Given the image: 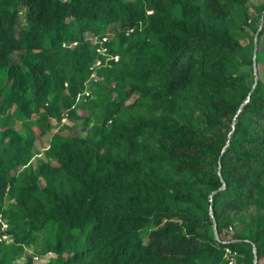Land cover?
Listing matches in <instances>:
<instances>
[{"label": "trees", "instance_id": "trees-1", "mask_svg": "<svg viewBox=\"0 0 264 264\" xmlns=\"http://www.w3.org/2000/svg\"><path fill=\"white\" fill-rule=\"evenodd\" d=\"M220 1L205 0L200 10L195 0H0V118H7L0 127V213L15 224L13 243H38L35 234L44 231L45 253L93 264H166L159 256L166 251L185 252L189 263L208 252L195 208L168 205L135 179L141 163L126 150L151 124L160 134L146 155L153 166L212 170L209 178L196 172L199 183L178 190L182 204L205 200L213 207L207 221L217 225L222 250L205 263L228 264L223 258L230 249L254 264L255 247L264 264V224L244 237L226 234L235 220L225 208L264 205V82L250 95L237 76L243 52L237 33L254 22L247 10L252 0H226L223 9ZM258 31L260 38L264 26ZM109 57L119 60L105 65ZM97 61L105 66L96 69V88L77 102ZM132 96L137 103L125 111ZM90 103L99 123L88 128L86 117L70 138L53 141L48 152L59 167L51 170L33 153L37 141ZM198 105L207 107V129L183 121L187 108ZM86 129L93 140L79 139ZM129 186L131 192L105 206ZM7 198L21 199L16 211L4 210ZM174 219L186 221L185 230ZM152 225L156 231L145 234Z\"/></svg>", "mask_w": 264, "mask_h": 264}, {"label": "rangeland", "instance_id": "rangeland-1", "mask_svg": "<svg viewBox=\"0 0 264 264\" xmlns=\"http://www.w3.org/2000/svg\"><path fill=\"white\" fill-rule=\"evenodd\" d=\"M130 1V0H127ZM226 0L220 1V8L223 9V4ZM196 6L198 5L200 10L203 8L205 0H195ZM248 16L251 19H254V22L251 24L250 27H246L244 32L238 31L237 39L240 43V46L243 49V52L238 55L236 63L239 68L238 77L242 76L244 78V82H242L243 91H248L250 95L254 92V89L259 80L264 82V34L262 37H258L257 33H255V29H261L264 26V20L262 19V10L264 8V0H252L248 5ZM21 25H23L24 18L20 20ZM257 37V41H256ZM15 60V58L13 59ZM253 60V66H245V61ZM254 60L256 61V71L254 67ZM257 72V75H256ZM94 83H89L90 90H94L96 88ZM249 101V96L243 99L242 107L246 105ZM81 102V101H80ZM137 103V96H132L124 106V110L128 111L131 105ZM80 105V104H79ZM241 107V108H242ZM187 114L183 121H190L195 125L200 126L203 129H207L209 124L207 122V118L205 112L207 111V107L203 105H198L195 107L187 108ZM13 109H9L7 111V115H12ZM161 115V111L153 112L150 114V123H152L156 118ZM91 117V122L88 124V128H92L99 123L98 115L94 112L91 103L85 106H80L76 109L75 115H70L69 118H65L62 120L61 124L53 131L49 132L46 137L43 139H39L37 141V145L33 150L35 157L45 161L51 170L55 171L58 169V157L48 152L50 149V144L57 140L63 141L66 140L70 135V130L80 127L82 124L85 123L84 118ZM7 118L2 117L0 118V127H4L6 125ZM225 125V121L222 120L221 122ZM238 123V119L233 120L232 131L235 129V124ZM9 125L13 127L16 131L20 130V124L10 119ZM223 133H227V129H223ZM211 133V132H210ZM159 133L156 132L153 126L147 125L137 143L131 146L129 149L126 150L128 155H132L141 163L140 169L138 170V174L136 175L137 180L147 183L151 186L154 191L159 193L162 199L168 205H175L176 208L178 207H192L195 208V215L201 221V224L197 228L198 234L201 235L205 243L209 245L207 247H212L208 250V252H204L202 254L196 255V257H190L189 263H186L183 259L185 257V252L176 253V252H164L160 257L166 258L169 260L166 264H206L205 257L212 256L216 257L219 256L221 247H219L215 240L220 242V239L216 237L218 234L217 225L213 222L210 224L207 221V217L213 219L214 216L212 215V211L214 213L213 207L207 206L206 201H196L193 200L189 205L182 204L180 200L178 190H185V183L187 184L188 188L193 187V185L199 183L198 176H196V172L204 173L207 178L210 177L212 174V170L210 169H202L199 171H180L174 168H162V167H155L152 163H150L146 159V155L148 149L151 145H156L160 143ZM79 139L81 140H93V136L89 130H81ZM228 138L230 135L227 136ZM210 138V136H209ZM115 165L111 163L110 166ZM218 172H221V167H217ZM127 185V184H126ZM132 187L129 186L121 190L120 192L113 194L109 199L106 200L105 206L112 207L115 203V196L124 197L129 192H131ZM224 190V188H222ZM204 188V192H205ZM213 195V194H212ZM210 195L209 198L212 196ZM21 199L15 198H7L4 202V210L5 211H16L17 206L20 203ZM261 203L252 204L249 206H245L242 210H232L230 208H225V214L233 218L235 222L233 223L232 227L226 231L227 237H244L246 235L247 230L250 227H257L259 224H264V205ZM222 207V204H221ZM9 214L3 215L4 219L8 217ZM8 219V218H7ZM9 222V221H8ZM173 222L179 223L181 227L184 228L186 221L180 219H174ZM15 228V224L9 222V234ZM156 226H150L146 231L145 234H152L156 231ZM11 238L14 240V235L11 233ZM38 238V243L33 244H24L18 245L16 243L10 242H0L3 244L0 247V259H5V264H93L90 259H85L83 262H74L69 259L66 254H57L54 252L45 253L39 244L43 238L45 237V232L41 231L35 234ZM223 244H226L223 242ZM167 256V257H164ZM215 261V260H214ZM228 264H248L244 262L242 259L238 258L237 253L233 252L230 249L225 250V255L223 258V263ZM254 264H258V259L254 257Z\"/></svg>", "mask_w": 264, "mask_h": 264}, {"label": "built area", "instance_id": "built-area-1", "mask_svg": "<svg viewBox=\"0 0 264 264\" xmlns=\"http://www.w3.org/2000/svg\"><path fill=\"white\" fill-rule=\"evenodd\" d=\"M148 14H152V12H148ZM134 29L130 30V33H133ZM107 42V38H104L101 41V44L106 43ZM100 53H102L103 55L106 54V48H100L99 50ZM114 60V61H118L119 57H109L106 61L107 65L109 63V61ZM104 63L102 61H97L92 67H91V71L93 72L91 75V78L87 84V88L86 91L82 94L78 95L77 98V102H80L83 98H88L91 97L92 95V91L90 90V85L89 83H94L97 82L98 78L96 76V69L102 66H105ZM0 242H13V238H11V235L9 234V223L4 219L3 215L0 213ZM256 251V248L254 247V253Z\"/></svg>", "mask_w": 264, "mask_h": 264}, {"label": "water", "instance_id": "water-1", "mask_svg": "<svg viewBox=\"0 0 264 264\" xmlns=\"http://www.w3.org/2000/svg\"><path fill=\"white\" fill-rule=\"evenodd\" d=\"M258 34H259V31L257 33V36H258ZM256 41H257V37H256ZM254 67H255V71H256V61L255 60H254ZM256 75H257V72H256ZM216 237L219 239L218 234L216 235ZM255 257L257 258V252L256 251H255Z\"/></svg>", "mask_w": 264, "mask_h": 264}]
</instances>
